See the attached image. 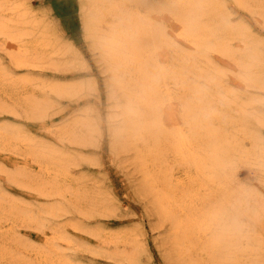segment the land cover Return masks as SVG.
Masks as SVG:
<instances>
[{
	"label": "bare ground",
	"instance_id": "1",
	"mask_svg": "<svg viewBox=\"0 0 264 264\" xmlns=\"http://www.w3.org/2000/svg\"><path fill=\"white\" fill-rule=\"evenodd\" d=\"M123 1L93 0L85 26L104 48L113 81L126 98L122 136L135 149L134 161L157 214L169 222L167 239L174 256L182 264H264V193L248 177L238 176L244 169L264 184V114L250 107V99L233 96L221 74L206 68L210 51L218 50L236 61L242 77L264 87V43L232 27L214 0H133L147 11L179 5L182 35L198 54L187 57L191 63L187 71L196 78L192 88L181 78L184 67L159 62L156 50L167 32L148 15L137 18L128 13ZM5 9L10 11L8 18L1 14ZM0 35L11 41L10 54L23 65L50 61L62 52L27 0H0ZM235 38L245 43L243 51L233 48ZM199 79L206 82L201 85ZM171 80H181L184 88L175 95L179 110L170 101ZM28 81L0 67V106L6 95L13 98L11 108L20 103L26 114H42L48 99L26 88ZM14 146L23 147L37 170L20 167L7 177L55 201L28 203L0 188V264H82L75 250L81 244L66 234L58 217L71 210L81 214L105 210L108 203L102 192L70 182L75 156L18 127L0 124V148ZM20 225L48 227L54 236L43 246L29 245L18 236ZM71 225L81 228L79 221ZM84 230L99 239L98 251L104 255L138 261L135 233ZM57 239L67 248H58Z\"/></svg>",
	"mask_w": 264,
	"mask_h": 264
},
{
	"label": "rangeland",
	"instance_id": "2",
	"mask_svg": "<svg viewBox=\"0 0 264 264\" xmlns=\"http://www.w3.org/2000/svg\"><path fill=\"white\" fill-rule=\"evenodd\" d=\"M153 1L161 3L164 0ZM214 1L228 14L232 27L246 30L249 36L264 43V0ZM27 2L32 13L46 23L51 38L62 52L53 55V61L44 59L37 65H23L12 58L11 41L0 35V67L10 70L15 78L28 77L25 87L37 90V94L46 96L49 102L42 114L31 116L24 112L20 103L11 108L12 97L2 96L4 106H0V124L18 127L30 137L75 156L70 165V182L102 192L108 203L105 210L89 214L71 210L58 217V224L66 234L81 244L75 249L79 261L82 264H182L174 256L167 239L169 222L157 214L150 195L144 189L142 174L134 161L135 149L122 136L127 121L126 98L113 81V68L104 48L85 26L94 7L93 0ZM123 4L128 13L135 14L137 18L148 15L154 24L167 32L156 50L159 62L173 68L184 67L180 77L193 88L196 78L187 71V65L191 64L187 57L198 55L197 48L182 35L179 5L173 3L164 9L147 11L144 4L133 0H124ZM3 11L4 18L11 16L8 9ZM231 44L237 51L246 48L240 38L233 39ZM209 57L207 70L218 71L223 85L233 96L250 99L253 101L250 107L264 114V87L253 85L242 77L241 69L232 57L218 50L210 51ZM199 80L201 85L206 82ZM181 84V80L169 82L170 101L177 110L175 95L184 93ZM261 132L264 133V127ZM16 147L0 148V188L24 202H54V197L41 195L37 189L7 177L8 172L20 167L32 172L37 170L23 147ZM238 172L240 178L248 177L264 193V184L255 182L252 173H246L244 169ZM180 175L181 172L176 173V176ZM74 221L80 222V229L72 228ZM87 228H101L109 233H135L140 245L138 261H120L99 252L101 242L84 230ZM16 230L25 243L33 246H43L54 236L48 227L20 225ZM61 241L57 239L58 248L66 249V243Z\"/></svg>",
	"mask_w": 264,
	"mask_h": 264
}]
</instances>
